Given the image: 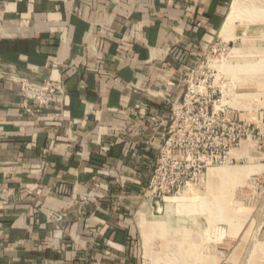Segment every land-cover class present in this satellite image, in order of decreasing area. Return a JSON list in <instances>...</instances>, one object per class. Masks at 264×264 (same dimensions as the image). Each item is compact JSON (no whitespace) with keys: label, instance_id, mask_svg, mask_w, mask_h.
<instances>
[{"label":"crops","instance_id":"obj_1","mask_svg":"<svg viewBox=\"0 0 264 264\" xmlns=\"http://www.w3.org/2000/svg\"><path fill=\"white\" fill-rule=\"evenodd\" d=\"M229 4L0 0V264L137 263L135 215L170 104ZM13 75L66 94L28 116Z\"/></svg>","mask_w":264,"mask_h":264},{"label":"rangeland","instance_id":"obj_2","mask_svg":"<svg viewBox=\"0 0 264 264\" xmlns=\"http://www.w3.org/2000/svg\"><path fill=\"white\" fill-rule=\"evenodd\" d=\"M233 4L194 75L217 101L209 164L180 190L143 191L136 264H264V0Z\"/></svg>","mask_w":264,"mask_h":264},{"label":"built area","instance_id":"obj_3","mask_svg":"<svg viewBox=\"0 0 264 264\" xmlns=\"http://www.w3.org/2000/svg\"><path fill=\"white\" fill-rule=\"evenodd\" d=\"M200 64L201 61L191 74L180 82L183 92L170 104L167 124L161 135V144L152 166L149 185L144 190L147 193L152 190L167 194L176 188L180 190L182 186H187L195 179L196 172L202 165L209 164L203 157L208 156L212 147V143L206 141V138L211 140L214 133L210 118L215 114L214 107L217 101L213 94H209L208 87H202L201 82L194 79ZM10 78L19 84L21 92L25 95L26 101L22 109L24 114L31 117L40 116L52 108L57 98L66 94L62 82L36 83L16 75ZM166 86L169 88L170 84L167 83ZM91 109L93 106L89 105L88 111ZM151 120L159 123L156 117ZM160 126L162 125L159 124L158 128ZM95 199L97 197L94 195L82 196L79 199L77 211L79 219L85 215V208L96 202ZM49 218L59 226L69 219V213L62 212Z\"/></svg>","mask_w":264,"mask_h":264},{"label":"bare ground","instance_id":"obj_4","mask_svg":"<svg viewBox=\"0 0 264 264\" xmlns=\"http://www.w3.org/2000/svg\"><path fill=\"white\" fill-rule=\"evenodd\" d=\"M240 4H241V0H234V4H233V8H235L236 10H238L240 8ZM241 11H239L237 14H240ZM234 16L233 13H230V16L228 17V20L226 22V29H228L229 27H231V24L233 23L234 20Z\"/></svg>","mask_w":264,"mask_h":264}]
</instances>
